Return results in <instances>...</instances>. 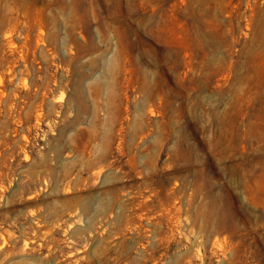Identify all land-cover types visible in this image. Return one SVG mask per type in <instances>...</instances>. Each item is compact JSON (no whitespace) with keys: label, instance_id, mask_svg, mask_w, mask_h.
<instances>
[{"label":"rangeland","instance_id":"rangeland-1","mask_svg":"<svg viewBox=\"0 0 264 264\" xmlns=\"http://www.w3.org/2000/svg\"><path fill=\"white\" fill-rule=\"evenodd\" d=\"M0 264H264V0H0Z\"/></svg>","mask_w":264,"mask_h":264}]
</instances>
